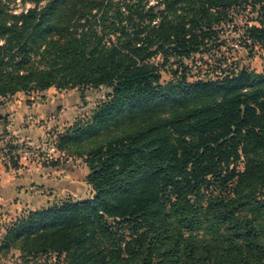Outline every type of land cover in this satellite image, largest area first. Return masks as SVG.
I'll return each mask as SVG.
<instances>
[{
    "label": "trees",
    "instance_id": "trees-1",
    "mask_svg": "<svg viewBox=\"0 0 264 264\" xmlns=\"http://www.w3.org/2000/svg\"><path fill=\"white\" fill-rule=\"evenodd\" d=\"M14 1L0 0L1 98L111 91L57 133L65 157L42 160L81 159L91 196L18 216L0 256L16 248L50 264H264V67L188 80L185 63L225 45L232 9L259 4L258 25L244 23L240 38L264 45L263 0H19L33 4L20 11ZM16 149L8 167H19Z\"/></svg>",
    "mask_w": 264,
    "mask_h": 264
},
{
    "label": "rangeland",
    "instance_id": "rangeland-1",
    "mask_svg": "<svg viewBox=\"0 0 264 264\" xmlns=\"http://www.w3.org/2000/svg\"><path fill=\"white\" fill-rule=\"evenodd\" d=\"M155 0H150L149 4H154ZM264 4V0L262 1ZM31 2H27L25 4H21L19 0H15L10 4L15 11H20L24 7L32 6ZM259 4H254L253 6H247L245 10L232 9L230 10V15H233V25L226 26L223 33L221 34V38L225 41V45L219 50H211L206 53L196 54L192 59L185 60L187 64L186 78L188 80L195 79H215L217 76L221 75V72H236L241 67L245 66L249 69H253L257 72H260L264 67V45L256 44L252 49L246 47V42L240 38L241 28L244 23H248V25H258L259 20ZM264 14V13H263ZM236 44V46H234ZM156 60H159L156 58ZM193 60V61H192ZM172 79V75L170 74L168 69H165L161 72V81L163 83ZM53 91L50 93L53 96H64V109L60 111L57 108H54L52 111H49L47 114L43 115L46 119H40V121L45 122L49 121V119L53 120L55 116H72L71 120H68L67 125L64 126L61 130H56L54 127H47L44 137L35 143L28 142L26 140H17L13 138L11 133L7 131L0 132V157L3 162V166L5 169L13 168L9 166L8 154L10 152V146H17L15 154L17 153L19 156V161L22 159L24 162L40 163L42 165V160L47 155V158H57V157H65L64 153L58 151L55 148V140L57 133L63 132L67 127H69L75 119L77 120H85L89 116H91L93 110L101 104L105 99L106 95L111 91L109 87L101 86L98 88L93 87H84L79 88L75 87L72 89H63L58 90L55 87ZM20 94V102L22 103V107L31 108L36 107L39 104H43L44 95H41L40 92H31L24 93L22 91L16 92L14 95L6 98L0 97V116H7L9 106L12 101H14L15 97H18L16 94ZM35 94V95H33ZM31 97V98H28ZM47 98V97H46ZM64 105V104H63ZM61 112V113H59ZM24 116H34V115H26ZM39 120V119H38ZM38 120H33L32 118L28 119V123L25 125H38ZM46 123V122H45ZM69 124V125H68ZM47 142L51 146H53V150L50 153L42 151L40 149L41 143ZM70 148H73L70 146ZM52 156V157H50ZM36 160V161H35ZM49 160V159H48ZM63 163L58 167H65V170L68 169V166H77L81 163V159L77 158H68L62 161ZM37 164V163H36ZM242 162H238V166L242 167ZM7 166V167H6ZM23 164H19V167L13 169H20L23 171ZM88 172V171H87ZM61 176V175H60ZM85 180V179H84ZM88 184V183H87ZM37 189H32V191H37L36 194L38 197H44L48 199L50 205L61 203L65 200L72 199L67 195L59 194L56 188L51 187H36ZM71 197V195H69ZM75 200V198L73 199ZM48 207V206H47ZM28 211V210H26ZM25 211V212H26ZM25 212H20L15 215H7L0 216V241L2 236L4 235L5 228L8 224L12 223L15 218L21 216ZM7 213V212H5ZM1 215V214H0ZM20 251L16 248H11L6 255L0 256V264H50L53 262V258H50L48 261L41 259H29L28 262L24 261L20 256Z\"/></svg>",
    "mask_w": 264,
    "mask_h": 264
},
{
    "label": "crops",
    "instance_id": "crops-1",
    "mask_svg": "<svg viewBox=\"0 0 264 264\" xmlns=\"http://www.w3.org/2000/svg\"><path fill=\"white\" fill-rule=\"evenodd\" d=\"M53 89L50 87L40 92L41 95H44L45 102L31 108L22 107L20 94L17 93L18 97H15L9 106L7 116H0V132L7 131L17 140L23 139L35 143L44 137L47 127H54L56 130L64 128L68 120L73 118L72 116H55L53 120L45 121L46 123L40 121V119H46L43 115L54 108L59 110L62 106L60 111L64 109V96H53L50 94ZM25 113L34 116H24ZM30 118L36 121L39 119L38 125H25ZM24 161L23 159L19 161L20 165H24L22 166L23 171L13 168L5 169L0 157V216L15 215L26 210H36L49 206L50 203L47 198L38 197L37 191H32L34 188L37 189V186L56 188L59 194L67 195L72 200L91 196V187L84 180L89 172L84 163L74 167L68 166V169L65 170L63 166L60 168L47 167L38 162L36 164L33 161Z\"/></svg>",
    "mask_w": 264,
    "mask_h": 264
},
{
    "label": "built area",
    "instance_id": "built-area-1",
    "mask_svg": "<svg viewBox=\"0 0 264 264\" xmlns=\"http://www.w3.org/2000/svg\"><path fill=\"white\" fill-rule=\"evenodd\" d=\"M234 46H236V44H234ZM53 146H51L49 143H47V142H42L41 143V147H40V149L42 150V151H45V152H47V153H50L51 151H53V148H52Z\"/></svg>",
    "mask_w": 264,
    "mask_h": 264
}]
</instances>
